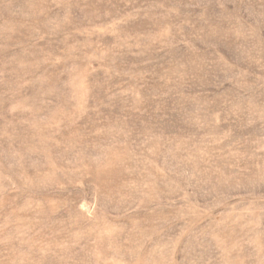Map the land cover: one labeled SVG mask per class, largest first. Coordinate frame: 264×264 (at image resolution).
Instances as JSON below:
<instances>
[{
    "label": "rangeland",
    "instance_id": "1",
    "mask_svg": "<svg viewBox=\"0 0 264 264\" xmlns=\"http://www.w3.org/2000/svg\"><path fill=\"white\" fill-rule=\"evenodd\" d=\"M0 264H264V0H0Z\"/></svg>",
    "mask_w": 264,
    "mask_h": 264
}]
</instances>
